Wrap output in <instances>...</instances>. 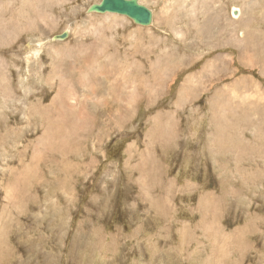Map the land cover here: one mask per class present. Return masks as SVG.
Listing matches in <instances>:
<instances>
[{"label": "rangeland", "instance_id": "rangeland-1", "mask_svg": "<svg viewBox=\"0 0 264 264\" xmlns=\"http://www.w3.org/2000/svg\"><path fill=\"white\" fill-rule=\"evenodd\" d=\"M99 1L0 0V264H264V0Z\"/></svg>", "mask_w": 264, "mask_h": 264}, {"label": "water", "instance_id": "water-1", "mask_svg": "<svg viewBox=\"0 0 264 264\" xmlns=\"http://www.w3.org/2000/svg\"><path fill=\"white\" fill-rule=\"evenodd\" d=\"M87 12L116 13L130 18L135 24L147 26L152 21V11L139 0H100L88 6ZM67 31L54 35L53 39H64Z\"/></svg>", "mask_w": 264, "mask_h": 264}, {"label": "bare ground", "instance_id": "bare-ground-1", "mask_svg": "<svg viewBox=\"0 0 264 264\" xmlns=\"http://www.w3.org/2000/svg\"><path fill=\"white\" fill-rule=\"evenodd\" d=\"M234 12H235V15H236L237 11L235 10ZM58 35H59V34H58Z\"/></svg>", "mask_w": 264, "mask_h": 264}]
</instances>
